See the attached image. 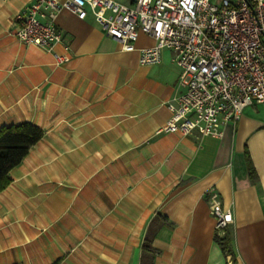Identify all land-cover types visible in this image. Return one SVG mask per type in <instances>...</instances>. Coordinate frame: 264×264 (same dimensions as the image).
<instances>
[{"label": "crops", "instance_id": "1", "mask_svg": "<svg viewBox=\"0 0 264 264\" xmlns=\"http://www.w3.org/2000/svg\"><path fill=\"white\" fill-rule=\"evenodd\" d=\"M30 2L0 0V129L43 131L0 192V264H141L145 244L152 264H264V107L218 138L160 134L181 92L171 51L143 66L153 39L139 32L123 52L67 10L53 52L21 44L12 22ZM209 190L232 215L220 236Z\"/></svg>", "mask_w": 264, "mask_h": 264}, {"label": "built area", "instance_id": "2", "mask_svg": "<svg viewBox=\"0 0 264 264\" xmlns=\"http://www.w3.org/2000/svg\"><path fill=\"white\" fill-rule=\"evenodd\" d=\"M61 10L83 20L90 14L123 52L136 51L139 32L154 40L139 50L143 66L172 53L181 92L167 102L168 122L158 133L221 137L245 108L264 107V0H31L18 11L10 34L21 44L53 52L64 35L55 19ZM67 50V45L64 46ZM55 64L65 59L53 54ZM217 236L232 224L213 190L205 193Z\"/></svg>", "mask_w": 264, "mask_h": 264}, {"label": "trees", "instance_id": "3", "mask_svg": "<svg viewBox=\"0 0 264 264\" xmlns=\"http://www.w3.org/2000/svg\"><path fill=\"white\" fill-rule=\"evenodd\" d=\"M43 138V131L29 123L18 126L4 127L0 129V192L11 182L9 173L17 167L27 155L31 146ZM249 175L255 179V173L249 167ZM224 255H233L232 241L230 235L225 233L222 238H215ZM145 253L141 258V264H152L149 256L150 247L143 245Z\"/></svg>", "mask_w": 264, "mask_h": 264}, {"label": "water", "instance_id": "4", "mask_svg": "<svg viewBox=\"0 0 264 264\" xmlns=\"http://www.w3.org/2000/svg\"><path fill=\"white\" fill-rule=\"evenodd\" d=\"M131 1V3H134L136 0H130Z\"/></svg>", "mask_w": 264, "mask_h": 264}]
</instances>
